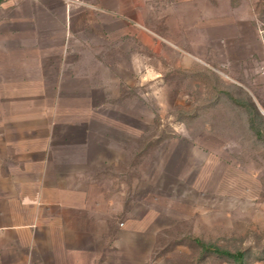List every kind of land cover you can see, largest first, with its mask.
Instances as JSON below:
<instances>
[{"label": "rangeland", "instance_id": "rangeland-1", "mask_svg": "<svg viewBox=\"0 0 264 264\" xmlns=\"http://www.w3.org/2000/svg\"><path fill=\"white\" fill-rule=\"evenodd\" d=\"M11 1L0 140L49 138L56 188L111 202L95 263L232 264L200 240L264 264V0H59L66 16L37 5L29 23ZM222 12L256 37L207 23ZM2 147L0 172L19 164Z\"/></svg>", "mask_w": 264, "mask_h": 264}, {"label": "crops", "instance_id": "crops-1", "mask_svg": "<svg viewBox=\"0 0 264 264\" xmlns=\"http://www.w3.org/2000/svg\"><path fill=\"white\" fill-rule=\"evenodd\" d=\"M11 2L10 7L19 12L22 23L31 22L33 8L37 5L46 10L60 6L66 16V7L59 0ZM20 6H24L25 13L17 10ZM253 22L254 18L250 15L244 19H232L224 12L215 18H207L211 27H226L227 30L233 25L245 23L249 25L248 33L255 38ZM3 136L5 139L0 140L2 148L13 144L18 146L19 152L2 156L13 158L19 164L14 169L0 172V264H96L105 234L112 228L119 231L117 224L112 226L109 223L111 202L107 203L102 192L56 188L55 182L63 183L68 177L64 171L59 170L56 174L51 168L49 138L44 141L35 137L28 141L21 137L14 142L8 138L11 134L7 137L4 133ZM99 162L102 165V161ZM71 173L74 177H82L80 167L75 164ZM8 184H13L14 191L7 189ZM24 210L29 212L25 213L29 219L24 220ZM117 240L118 234L114 238L115 242ZM8 247L12 248L10 253L7 252ZM24 248H28L27 251L24 252Z\"/></svg>", "mask_w": 264, "mask_h": 264}, {"label": "trees", "instance_id": "trees-1", "mask_svg": "<svg viewBox=\"0 0 264 264\" xmlns=\"http://www.w3.org/2000/svg\"><path fill=\"white\" fill-rule=\"evenodd\" d=\"M253 110L255 113L257 112L256 108L254 107ZM197 242L205 252L215 253L221 257L228 259L230 262H232V264H243L245 261V253L243 252H230L211 244L207 245L200 240H197Z\"/></svg>", "mask_w": 264, "mask_h": 264}]
</instances>
